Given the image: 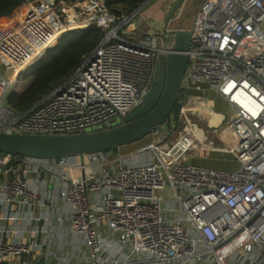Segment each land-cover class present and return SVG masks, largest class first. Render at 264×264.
Here are the masks:
<instances>
[{
	"label": "built area",
	"instance_id": "built-area-1",
	"mask_svg": "<svg viewBox=\"0 0 264 264\" xmlns=\"http://www.w3.org/2000/svg\"><path fill=\"white\" fill-rule=\"evenodd\" d=\"M143 7L117 15L107 0L21 2L0 21V130L70 133L112 125L128 114L151 88L168 35L187 29L177 25L178 14L161 27ZM89 26L102 29L104 38L67 83L29 111L2 106L21 74L62 34ZM188 30L178 116L172 115L135 153L87 155L98 168L89 178H78L71 173L73 167H85L79 157L0 152V176L16 172L23 158L39 173L69 165L68 176L60 172L52 179H68L58 192L71 207L70 231L86 237L88 255L80 264H123L135 256L156 264H264V0H203ZM208 89L231 107L221 125L193 119L195 107H208L196 103L201 97L195 93ZM175 131L177 137L169 139ZM199 151L236 166L193 163ZM100 191L96 219L90 194ZM43 205L28 172L0 179V207L12 225L20 222L21 212L32 219L33 208ZM12 225L0 229V264H19L23 253L40 248L18 236H32L37 229ZM115 238L131 247L130 255L110 262L106 254L116 248Z\"/></svg>",
	"mask_w": 264,
	"mask_h": 264
},
{
	"label": "crops",
	"instance_id": "crops-1",
	"mask_svg": "<svg viewBox=\"0 0 264 264\" xmlns=\"http://www.w3.org/2000/svg\"><path fill=\"white\" fill-rule=\"evenodd\" d=\"M154 1L155 0H149L147 3H145V5H143V12L151 20H154L156 23L160 24L159 21L162 22L165 18L170 9L169 7L172 0H157L156 2ZM202 1L203 0H199L196 8L201 4ZM184 9L185 7L181 8L178 13H176L180 17L176 21L177 24L180 23L182 19ZM195 96L201 97L199 101H197L196 99V103L208 106L201 107L196 105L197 107H195L196 110L193 113V119L197 123H203L205 125L207 124L211 126L221 125L230 116V105L216 92L208 89L205 92H196ZM137 143L138 142L131 144L133 146L128 150H136L142 145ZM124 147L127 146L119 147L117 151H114V153L117 155L126 154V149ZM70 161H73V159H70ZM191 161L193 163L207 167L219 168L218 166L222 164H224V166L226 167L231 166V168H234L236 166L235 163H232L230 161L222 162L218 159L217 156L207 151H199L198 154L193 159H191ZM33 163L34 162L29 159H19L14 167L16 172L10 170L8 176L4 174L0 176V179L7 178L18 173L24 174L28 172L33 180L38 183L40 197L44 205L41 206V208H33L34 217L32 219L26 217V211L21 212L20 222H16L14 225H12L11 220L6 217V212L3 211V209L0 207V229H7L11 225L13 228H20L22 230H26L29 228L37 229V231L32 236H28V233L25 232H22L18 235L21 240L28 241L29 239H33L35 240V242L40 244V248L38 250L32 251L31 253H23L18 258L19 264H39L49 256H52L54 258L55 264H65V262H69L71 264H80L81 262H83L85 256L88 255L86 237L82 233H74L70 231L71 207L70 204L66 200H64L58 192V188L63 187L65 181H68V179L62 178L60 181L52 179L54 174L60 176V172L67 175L66 170L69 169V165L64 164L65 166H51L49 171L45 170L46 172L39 173L33 170ZM82 164H84V168L73 167L71 176L73 175L74 177L78 178H89L90 174L93 173V171H96L98 168L97 163L92 162L89 157H86L85 162ZM102 194V191L90 194V199L94 202L93 212L96 216V219L100 210L99 205ZM57 218L61 220L60 223L56 221ZM101 227L103 228L104 233H107L108 230L103 221L101 222ZM1 233L2 232H0V234ZM6 238L14 239V236H6L5 239ZM113 243H115L116 248L112 249L109 253L106 254V256L108 257V261L113 262L115 260H122L124 258V255H130V246H123L119 242V240H117V238L113 240ZM75 260H79V262L73 263ZM123 264L156 263L146 257L141 258L140 256H135L134 260L128 261L127 263Z\"/></svg>",
	"mask_w": 264,
	"mask_h": 264
},
{
	"label": "water",
	"instance_id": "water-1",
	"mask_svg": "<svg viewBox=\"0 0 264 264\" xmlns=\"http://www.w3.org/2000/svg\"><path fill=\"white\" fill-rule=\"evenodd\" d=\"M187 1L175 0L167 13L166 23L185 7ZM191 35L188 29L173 31L168 35L167 52L156 64L151 88L142 101L117 123L92 130L57 134L0 130V152L39 159L79 157L84 163L87 155L133 144L151 135L166 123L179 102L188 65ZM2 106L11 108L7 96ZM39 264H55L54 258L49 256Z\"/></svg>",
	"mask_w": 264,
	"mask_h": 264
},
{
	"label": "trees",
	"instance_id": "trees-1",
	"mask_svg": "<svg viewBox=\"0 0 264 264\" xmlns=\"http://www.w3.org/2000/svg\"><path fill=\"white\" fill-rule=\"evenodd\" d=\"M23 1L0 0V21L12 14ZM146 1L107 0V6L112 12L119 15L121 11L131 12L141 7ZM104 35L105 32L96 26L69 30L62 34L54 46L48 48L42 57L21 74L24 79H31L30 83L23 91H11L7 95L9 106L20 113L29 111L58 87L67 83L85 58L100 44ZM181 99L182 95L179 97V101ZM180 106L181 104L178 102L167 120H170L174 114L178 116ZM148 140L144 138L138 144H143ZM125 146L132 147L133 145ZM118 148H114L112 151H117Z\"/></svg>",
	"mask_w": 264,
	"mask_h": 264
},
{
	"label": "rangeland",
	"instance_id": "rangeland-1",
	"mask_svg": "<svg viewBox=\"0 0 264 264\" xmlns=\"http://www.w3.org/2000/svg\"><path fill=\"white\" fill-rule=\"evenodd\" d=\"M157 0H155L154 2H156ZM174 2H175V0H172V2L170 3V7L169 8H171L172 7V5L174 4ZM198 2H199V0H188L187 1V3L185 4V9H184V13H183V15H182V19H181V21H180V23H178L179 24V26L180 27H183V28H187V29H189L191 26H192V21H193V19H194V16H195V14H196V10L198 9V7L200 6H198L197 8H196V6H197V4H198ZM196 8V9H195ZM178 13V12H177ZM166 17H167V14H166V16H165V18L163 19V21L162 22H160L159 21V23H160V25H161V27H164L165 26V23H166ZM180 20V19H179ZM177 24V25H178ZM36 62V61H35ZM35 62H33V63H35ZM32 63V64H33ZM0 71H2V69H1V66H0ZM31 80V79H30ZM30 80L29 79H24L23 77H21L20 79H19V83H18V85H17V87H15L14 88V91H16V92H21V91H23L26 87H27V85L30 83ZM224 109V108H223ZM178 130V129H177ZM177 137V134H176V131L173 133V134H171V136L169 137V139H172V138H176ZM152 138V135H149V136H147L146 138H145V140H148V139H151ZM227 141H228V139H226ZM149 141V140H148ZM147 142V141H146ZM228 143V142H227ZM138 144V143H137ZM211 144L213 145V146H219V142H216V141H212L211 142ZM224 144H226V143H221L220 144V146H223ZM123 148V147H122ZM126 150V152L125 153H128V154H130V153H135L136 152V150H133V149H130V150H128L129 148H131V146L130 147H124ZM123 150V149H122ZM219 168H228V167H226V166H224V164H222V165H220V166H218Z\"/></svg>",
	"mask_w": 264,
	"mask_h": 264
}]
</instances>
